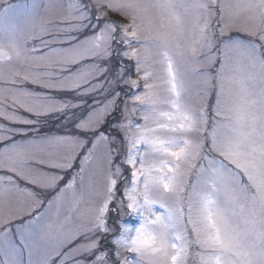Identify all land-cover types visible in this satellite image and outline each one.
Listing matches in <instances>:
<instances>
[{
  "label": "snow or ice",
  "instance_id": "snow-or-ice-1",
  "mask_svg": "<svg viewBox=\"0 0 264 264\" xmlns=\"http://www.w3.org/2000/svg\"><path fill=\"white\" fill-rule=\"evenodd\" d=\"M0 264H264V0H0Z\"/></svg>",
  "mask_w": 264,
  "mask_h": 264
},
{
  "label": "rangeland",
  "instance_id": "rangeland-1",
  "mask_svg": "<svg viewBox=\"0 0 264 264\" xmlns=\"http://www.w3.org/2000/svg\"><path fill=\"white\" fill-rule=\"evenodd\" d=\"M114 19H119L118 17H113Z\"/></svg>",
  "mask_w": 264,
  "mask_h": 264
}]
</instances>
